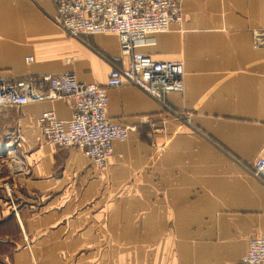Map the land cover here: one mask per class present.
<instances>
[{"label":"crops","instance_id":"1","mask_svg":"<svg viewBox=\"0 0 264 264\" xmlns=\"http://www.w3.org/2000/svg\"><path fill=\"white\" fill-rule=\"evenodd\" d=\"M183 21L140 50L180 60L167 104L125 83L107 114L134 129L105 168L57 147L39 119L71 104L0 108V264H241L264 234V0H182ZM51 0H0V82L128 67L116 34L70 36ZM34 60L28 63L27 58ZM10 195V194H9Z\"/></svg>","mask_w":264,"mask_h":264},{"label":"built area","instance_id":"2","mask_svg":"<svg viewBox=\"0 0 264 264\" xmlns=\"http://www.w3.org/2000/svg\"><path fill=\"white\" fill-rule=\"evenodd\" d=\"M56 22L70 36L116 34L120 50L129 59L125 69L115 67L105 86L80 83L74 74L45 75L0 82V108H21L44 100L71 104L72 117L61 120L54 110L45 111L39 125L46 139L61 148H76L99 168L109 165L117 143H125L133 128L114 122L107 114L108 89L125 83L167 104L171 93H184L186 71L180 60H156L143 53L154 45V35L182 23V0H51ZM253 43L264 48V28L253 32ZM34 60L27 58L28 63ZM264 179V146L253 165ZM241 264H264V234L252 238Z\"/></svg>","mask_w":264,"mask_h":264},{"label":"rangeland","instance_id":"3","mask_svg":"<svg viewBox=\"0 0 264 264\" xmlns=\"http://www.w3.org/2000/svg\"><path fill=\"white\" fill-rule=\"evenodd\" d=\"M13 191H14V190L11 189V188L9 189L8 192H7V190H6L5 193H4V191H3V193L0 191V195H2V194L4 195V194H5V196H7V197L9 198V197L12 196ZM9 194H10V195H9Z\"/></svg>","mask_w":264,"mask_h":264}]
</instances>
